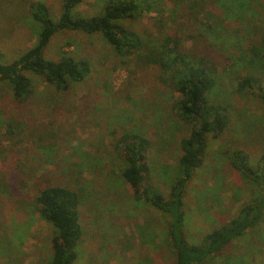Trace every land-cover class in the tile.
Wrapping results in <instances>:
<instances>
[{
	"label": "rangeland",
	"instance_id": "rangeland-1",
	"mask_svg": "<svg viewBox=\"0 0 264 264\" xmlns=\"http://www.w3.org/2000/svg\"><path fill=\"white\" fill-rule=\"evenodd\" d=\"M39 1L57 19L60 0ZM104 1L85 0L75 12L98 15ZM178 1H165L166 9L154 18L122 24L143 37L176 33L187 52L216 65L207 99L223 107L226 127L208 138L204 163L184 197L186 239L196 243L227 223L258 190L231 167L229 157L240 150L254 164L264 154V104L255 93L236 90L244 75L259 78L264 86V0ZM37 30L27 4L0 0V53L6 63L33 45ZM62 53L90 64L88 75L66 90L57 92L41 77L30 76L32 93L19 104L0 84V264H47L54 229L35 203L37 189L47 184L82 189L83 238L73 264H174L164 217L134 202L113 143L122 132L146 136L150 182L167 193L176 175L179 140L189 131L173 110L179 95L160 80L157 67L118 55L100 35L59 31L44 56L53 61ZM211 264H264V213Z\"/></svg>",
	"mask_w": 264,
	"mask_h": 264
},
{
	"label": "trees",
	"instance_id": "trees-1",
	"mask_svg": "<svg viewBox=\"0 0 264 264\" xmlns=\"http://www.w3.org/2000/svg\"><path fill=\"white\" fill-rule=\"evenodd\" d=\"M14 1L28 5V14L38 27L33 45L17 58L6 63L0 53V84L7 85L14 102L22 104L29 98L30 76L41 77L58 92L66 90L70 82H79L88 75L90 64L85 59H75L66 53L53 61L44 56L47 44L59 31L100 35L118 55L135 56L143 65L157 67L160 80L179 95L173 110L177 118L189 126V131L179 140L176 175L167 193H161L150 182V141L146 136L134 131L122 132L113 143V150L124 164L122 180L132 190L134 202H144L164 217L165 242L175 256L174 264H211L235 239L260 222L264 213V154L253 164L242 151L233 150L229 157L231 167L258 190L227 223L208 231L199 242L190 243L186 239L185 193L194 172L204 163L208 138L215 139L224 131L226 116L221 105L207 99L217 74L216 65L209 58L187 52L176 33L143 37L122 24L141 16L154 18V13L162 14L166 9L165 1L169 0H105L101 12L95 16L75 12L85 0H60L57 19L50 15L44 1ZM178 2L183 3V0ZM194 5L196 3L190 7ZM190 14L197 21H203L197 11L192 10ZM260 45L264 51V38ZM253 50L258 51L259 47ZM236 90L239 93L251 91L264 104V86L259 78L239 77ZM1 172L5 175V171ZM81 192L80 187L63 184H47L36 191L38 213L54 229L47 264H73L77 258V247L83 238L79 211Z\"/></svg>",
	"mask_w": 264,
	"mask_h": 264
}]
</instances>
